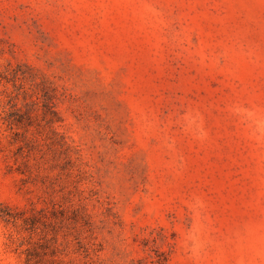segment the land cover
Segmentation results:
<instances>
[{"label":"rangeland","instance_id":"rangeland-1","mask_svg":"<svg viewBox=\"0 0 264 264\" xmlns=\"http://www.w3.org/2000/svg\"><path fill=\"white\" fill-rule=\"evenodd\" d=\"M0 264H264V0H0Z\"/></svg>","mask_w":264,"mask_h":264}]
</instances>
